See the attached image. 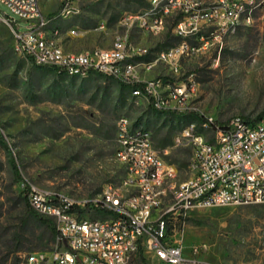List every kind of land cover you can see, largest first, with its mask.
I'll return each mask as SVG.
<instances>
[{"label": "rangeland", "instance_id": "obj_1", "mask_svg": "<svg viewBox=\"0 0 264 264\" xmlns=\"http://www.w3.org/2000/svg\"><path fill=\"white\" fill-rule=\"evenodd\" d=\"M71 1L78 13L53 19L50 28L60 30L63 49L72 53L109 48L116 36L125 33L119 20L149 6V0ZM61 6L62 0L51 18L59 15ZM3 14L11 15L0 3V136L4 141H0V258L12 253L4 264H20L23 255L32 252L65 249L26 206L24 197L32 188L75 201L81 218H106V213L81 204L107 185L119 186L125 176V167L115 157L116 124L121 118L148 130L154 149L178 168L180 180H186L192 150L173 146L175 134L194 125L196 132L211 140L212 132L202 127L207 119L227 124L240 116L255 122L264 112V7H258L249 25L229 32L220 44L211 40V29L190 37L188 43L200 48L182 57L176 72L163 63L156 65L152 79L184 82L187 89L194 84L185 101L193 110L175 113L155 112L144 96L133 95L132 88L124 89L100 73L68 76L35 66L14 51L11 27ZM173 22L168 19L158 38L143 36L133 25L128 41L149 49L143 59L152 60L157 52L180 43L170 32ZM100 24L104 29H97ZM71 29L78 34L67 35ZM11 160L21 182L15 180ZM168 237L187 250L204 246L200 258L214 264H264V205L194 210L174 221Z\"/></svg>", "mask_w": 264, "mask_h": 264}, {"label": "built area", "instance_id": "obj_2", "mask_svg": "<svg viewBox=\"0 0 264 264\" xmlns=\"http://www.w3.org/2000/svg\"><path fill=\"white\" fill-rule=\"evenodd\" d=\"M0 3L11 13L1 17L11 27L14 51L27 57L31 63L48 62L49 67L58 73L103 71L104 76L115 78L124 85H141L142 94L136 96H144L152 107L171 112L193 110L187 103H182V96L193 92L194 84L189 89H182V82L166 81L165 88L151 92V85H155L157 78L142 80L140 71L152 70L158 63H163L176 72L182 58L180 47L189 46L190 55L200 47L177 43L166 49L162 56H154L151 65H121L122 57L144 54L132 52L128 41L129 27L133 21H140L144 11L124 15L118 22L125 29L123 42H117L109 52H102V58H95V55H90V50L82 55H61L58 39L53 41V46H45V39H48L45 38V25L52 16L41 13L38 0H0ZM231 6H239V2L177 0L169 10H162L159 22L150 23L149 19V29L166 26L167 19L171 18L174 22L170 32L175 38L188 35V32H177L178 23H185L189 25V31L192 28L213 29L211 40L220 44L224 22L229 18L220 17V9ZM63 9L78 13L71 0H62L58 13ZM142 32L147 34V31ZM77 34L67 32V35ZM207 44L206 40L202 46ZM154 93L162 94L161 104H154ZM173 100H180V107H173ZM245 120L236 116L227 124H217L207 119L203 123H210V142H203L202 137H190L189 132L175 134L173 146L190 148L192 158L188 166L190 176L182 187L183 196L172 197V204H162V197H169L167 186L156 185V178L170 175L171 163L154 149L152 139L137 138L144 140V147H137V140L125 143L122 123L118 120L115 154H126L128 167H134V175H128L130 179L145 182V189L138 192V201H131L129 197L124 202H117V185L105 187L101 194L84 201L81 206L83 208L87 204L93 211L106 212V220L89 222L87 218L86 226H74L71 213H77L78 203L59 194L30 189L27 194L30 209L38 216L54 221L59 241L65 249L32 252L23 255L20 264H141L143 260H149L151 264H214L200 258L204 246H193L187 250L181 243L171 242L168 234L174 221L186 218L194 210L264 205V127L243 130ZM243 134H250L248 145H240ZM158 163H166V174H158ZM44 197H52V205H44Z\"/></svg>", "mask_w": 264, "mask_h": 264}, {"label": "bare ground", "instance_id": "obj_3", "mask_svg": "<svg viewBox=\"0 0 264 264\" xmlns=\"http://www.w3.org/2000/svg\"><path fill=\"white\" fill-rule=\"evenodd\" d=\"M177 2V0H160V8H159V0H149L148 8L154 10H144L141 12L140 21H133V25H136L141 31H147V34L158 35L164 31L165 26H160L156 29H149V19L150 23H157L162 18V10H169L172 4ZM239 2V6H231L229 9H220V17H229L226 18L224 22V35H220V43L222 38L231 31H234L236 28L242 25L248 24L250 19H253V15L255 11L262 5V0H237ZM70 14V9H63L59 15L50 19L49 23L45 25V46H53V41L60 42V51L61 55H82L86 53H72L66 52L61 43V33L57 28H50L51 22L56 18H64ZM131 25V27L133 26ZM124 28V27H123ZM130 28V27H129ZM200 28H192L189 31V25H185V23H178L177 32H188V35H178L176 38L180 39L179 44H189L188 39L190 37H197L200 34ZM68 32H78L76 29H71ZM209 35L213 37V29H211ZM202 38V36H200ZM124 35L116 36L112 46L107 49H93L90 50V55H95V58H102V52H109L115 46H117V42H123ZM129 48L132 49V52H144L143 55H130L128 57L121 58V65H125L126 67H134L137 63L141 65H151L153 63L152 60H136L138 58L146 57L150 54L149 49L134 47L129 43ZM164 51L157 52L155 56H162ZM190 54L189 46L180 47V57H186ZM35 66L39 67H49L48 62H35L33 63ZM151 71V70H147ZM104 75L103 71H94ZM68 76H76V75H86L79 73H69V72H59ZM90 73V72H89ZM115 79V78H112ZM155 80V79H150ZM117 81V80H116ZM191 84V83H190ZM166 81L161 78H157L155 85H151V92H159V89L165 88ZM188 85L182 82V89H187ZM191 87V85H189ZM133 95L142 94V87H132ZM189 92H186V95L182 96V103H185L186 98L189 96ZM191 94V93H190ZM162 103V94L154 93V104ZM173 107H180V100H173ZM156 110L163 111L161 109ZM122 123V133L125 135V143H133L137 138H146L151 139V134L148 130L142 127H132V123L123 117L119 120ZM202 127L204 129L210 130V123H203ZM259 127H264V117L258 121H248L245 120L243 122V130H258ZM194 125L186 126L182 128L177 134H182L183 132H189V136L193 138H201L203 142H210L211 140H207L202 133H198L194 129ZM211 131V130H210ZM175 139V136L173 140ZM250 143V134H243L242 138H240V145H248ZM137 147H144V140H137ZM116 159L125 167V176L121 180L119 186H117V202H124L125 198L131 197V201H138V192L143 191L145 189V182L141 179H130L128 175H134V167H128V159L126 154H115ZM171 173L168 177H159L156 178V185L167 186V190H169V197H162V204H172V197H182L183 196V188L185 184H187L186 180H180V171L178 168L171 163ZM158 174H166V163H158ZM106 187H114L112 185H107ZM44 205H52V197H44ZM106 213V212H103ZM97 220H106V218H94L90 219L89 222H97ZM71 221L74 226H86L87 218H81L77 213H71Z\"/></svg>", "mask_w": 264, "mask_h": 264}, {"label": "trees", "instance_id": "obj_4", "mask_svg": "<svg viewBox=\"0 0 264 264\" xmlns=\"http://www.w3.org/2000/svg\"><path fill=\"white\" fill-rule=\"evenodd\" d=\"M57 73H58V72H57ZM59 74H63V73H59ZM115 81H116V80H115ZM116 82H118V81H116ZM118 83H119V82H118ZM119 84L122 86V88L127 89V90H130V89L132 88L131 86L124 85V84H122V83H119ZM137 86H138L139 88H141V85H137ZM149 106H150V108L153 109L155 112H159V113H167V111H159V110L154 109V108L152 107V105H149ZM170 113H175V112H170ZM191 115H193V116H195V117L197 116V115H194V113H191ZM262 117H264V112L258 117V120L261 119ZM199 118H201V117L199 116ZM244 119H246V118H244ZM247 120H248V119H247ZM0 141L4 144V141L2 140V137H1V136H0ZM11 166H12V169H13V174H14L15 180L18 181V182H21L22 179H21L20 176H19V172H18L17 167H16V165H15V163H14L13 160H11ZM24 201H25L26 206L29 207V210H31L26 196L24 197ZM31 213H34V212L31 210ZM34 215H35V216H38V215L35 214V213H34ZM38 217H39V219H40L43 223H45L46 227H47L48 230H49V233H50V235H51V238H52L53 240H55V239H58V240H59V235H58L57 229H56V227H55V223H54V221H53L52 219H49V218H45V217H41V216H38ZM24 224H25V223L18 225L17 230H16V232H18L17 234H19V232H20L21 229L23 228V225H24ZM10 254H12V253H7L6 255H3V257L0 258V264H2V263L4 264L6 261H8V260L10 259ZM139 256L142 257V256H141V251L139 252ZM141 259H142V258H141ZM13 264H17V263L13 261Z\"/></svg>", "mask_w": 264, "mask_h": 264}, {"label": "crops", "instance_id": "obj_5", "mask_svg": "<svg viewBox=\"0 0 264 264\" xmlns=\"http://www.w3.org/2000/svg\"><path fill=\"white\" fill-rule=\"evenodd\" d=\"M38 5H39V8H40V11H41V13L43 14V15H45V16H48V17H51V16H53L54 14H55V12H56V10L59 8V6L61 5V0H55V2L54 3H50V1L49 0H38ZM168 19H171V18H168ZM168 19H167V21H168ZM167 21H166V23H167ZM138 28V27H137ZM97 29H104V25L103 24H100V26H98V28ZM130 29V28H129ZM129 29H128V31H129ZM138 30L141 32V34L143 35V36H147V35H150V36H152V37H156V38H158L157 36L158 35H160V34H158V35H151V34H146V33H144V32H142L139 28H138ZM112 46V44L110 45V47ZM109 47V48H110ZM136 60H144L143 58H138V59H136ZM155 68V67H154ZM154 68L151 70V71H143V70H141L140 71V77H141V79L142 80H150V79H152L153 78V70H154Z\"/></svg>", "mask_w": 264, "mask_h": 264}]
</instances>
